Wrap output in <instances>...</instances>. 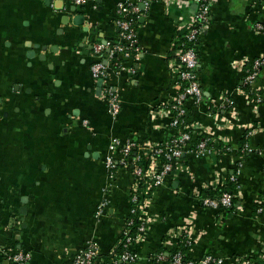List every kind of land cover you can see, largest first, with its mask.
Listing matches in <instances>:
<instances>
[{
	"label": "crops",
	"instance_id": "1",
	"mask_svg": "<svg viewBox=\"0 0 264 264\" xmlns=\"http://www.w3.org/2000/svg\"><path fill=\"white\" fill-rule=\"evenodd\" d=\"M45 1L0 0V264H73L89 245L99 251L95 264H103L119 244L135 184L129 170L112 174L108 145L113 137L158 145L178 133L168 111L179 93L171 59L197 5L63 0L61 9L59 0ZM120 3L140 8L142 51L139 59L113 58L121 64L107 82L122 100L114 121L91 66L95 43L107 44L103 58L110 61L120 41ZM79 15L82 24L74 22ZM263 18L264 1L212 3L199 44L202 101L188 103V120L224 151L187 153L150 190L139 259L124 264H152L155 254L173 253L186 227L194 241L187 258L212 254L222 260L214 264H244L264 255V68L254 88L243 87L250 63L264 56V31L256 29ZM238 165L234 207H205L201 198L216 195ZM17 251L29 259H9Z\"/></svg>",
	"mask_w": 264,
	"mask_h": 264
},
{
	"label": "built area",
	"instance_id": "2",
	"mask_svg": "<svg viewBox=\"0 0 264 264\" xmlns=\"http://www.w3.org/2000/svg\"><path fill=\"white\" fill-rule=\"evenodd\" d=\"M86 1L75 0L78 4H84ZM184 1L196 4L197 9L193 14L188 26L189 31L185 36L187 41L194 44V46L186 47L180 55V59L185 65V70L174 68L176 70V76L187 80L188 84L182 90L179 89L177 96L168 104V111L172 114L171 125L178 130V133L168 142L158 145H138L133 140L122 141L119 137H113L108 145L106 164L112 174L117 169H126L131 171L135 176V184L131 193L130 212L126 217L123 233L119 241L123 245L124 250L115 259V264L135 262L139 259V254L135 246L140 242L148 228V219L146 218L145 210L150 200V190L165 182L166 178L173 172L175 164L189 152L201 157L207 153L224 151L222 148L214 145L212 138L195 130L188 120V103L196 106L202 101L203 90L199 80V39L203 29L210 22V7L215 0ZM138 13H140V8L137 5L130 3H120L118 5L120 41L110 50V61H106L103 58L107 44L97 42L93 46L97 60L92 64L91 72L95 79L103 80V93L108 102L110 117L114 121L119 119L122 110V100L116 85L107 81L111 71L115 73L119 72L121 63L120 61H114L113 58H115V55H122L126 59L140 58L142 50L138 43L136 29V15ZM256 29L264 31V18L256 22ZM185 44L186 42L183 43V45ZM111 62L114 65L113 68L110 66ZM263 68L264 56L253 59L251 67L245 73L243 79L244 85L254 88V83ZM244 150L251 151L248 143H246ZM239 171L240 165L230 175L226 185L229 183H238ZM234 197L235 194L233 192L226 191L219 197H203L201 198V202L205 207L213 209H219L220 207L232 208L235 205ZM104 205L105 202H101L99 210ZM262 209L263 207H259L258 210L261 211ZM138 211L145 217L136 224L133 215L138 214ZM134 228H136L135 231ZM180 238L184 241L187 248L192 247L194 241L188 227L184 228L180 233ZM8 256L9 259L16 262H24L29 259V254L23 253L22 251L12 252ZM98 258V248L95 245H89L77 253L73 264H95ZM164 259H168L170 264H214L222 261L221 258L215 257L212 254H207L200 259H190L186 257L183 250L178 248L170 254L165 251L155 254L152 257V264H158L160 260ZM243 261L244 264H264V255L246 258Z\"/></svg>",
	"mask_w": 264,
	"mask_h": 264
},
{
	"label": "trees",
	"instance_id": "3",
	"mask_svg": "<svg viewBox=\"0 0 264 264\" xmlns=\"http://www.w3.org/2000/svg\"><path fill=\"white\" fill-rule=\"evenodd\" d=\"M188 31H189V27L181 35V39L179 40L178 46L176 47V51H177L176 56L175 57H172V59H171L172 60L171 62H173V68H175V69L177 68L179 70H185V65L181 61L180 55L185 50L186 47L194 46V44L189 43L187 41L186 37H185L186 34L188 33ZM184 42H186L185 45H183ZM199 44H200V39H199ZM250 64H252V63H250ZM177 81H178V86H179V89L180 90H182L183 87L188 84V81L187 80L181 79L180 77L177 78ZM243 87L246 88V89L249 88L248 85H244V84H243ZM189 115H190V110L188 108V116ZM219 148H221V147H219ZM219 191H220V193H218ZM226 191H231V192H233L235 194V188H234L233 184L231 186H226V185L222 186L221 188L218 189V192L216 193V195H213V196H210V197H219V196H221ZM234 203H236L235 197H234ZM225 208H227V207H225ZM228 209H230V208H228ZM139 211H138V214L133 215L136 224H138L141 221V219L145 217L143 214L139 213ZM135 230H136V228H134V231ZM179 248L181 250H183V252L185 253L184 250L187 247L185 246L183 240H181V244H180V247ZM123 250H124L123 245L119 243L118 246L116 247V249H114L111 254H109L108 256L105 257V260H104V263L103 264H115L114 263L115 259L123 252Z\"/></svg>",
	"mask_w": 264,
	"mask_h": 264
},
{
	"label": "water",
	"instance_id": "4",
	"mask_svg": "<svg viewBox=\"0 0 264 264\" xmlns=\"http://www.w3.org/2000/svg\"><path fill=\"white\" fill-rule=\"evenodd\" d=\"M59 1L62 3V7H60L62 9L64 7V1L63 0H59ZM45 2H46L47 5H51V0H46ZM72 9L75 10V7H73ZM77 17L78 18H81V21L80 22L76 21V18ZM77 17L74 18V22L76 24H82V21H83L82 15H79ZM68 19H69V17L67 16V22H68ZM52 50L56 51V48L53 47ZM34 54H35V51L34 50H30L29 53H28L29 56H33ZM40 58H44V55H42ZM99 83H102V79L99 81Z\"/></svg>",
	"mask_w": 264,
	"mask_h": 264
}]
</instances>
